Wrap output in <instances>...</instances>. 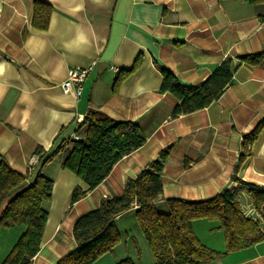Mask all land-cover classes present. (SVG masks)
<instances>
[{"label":"crops","instance_id":"obj_1","mask_svg":"<svg viewBox=\"0 0 264 264\" xmlns=\"http://www.w3.org/2000/svg\"><path fill=\"white\" fill-rule=\"evenodd\" d=\"M51 6L46 30L32 27L33 2ZM264 52V3L240 0H0V159L25 174L30 185L41 173L52 181L42 203L47 219L31 264H56L77 246L72 229L102 199L123 193L159 153L170 148L163 165L162 197L205 201L224 190L233 194L244 216L264 228V214L252 206L249 186L264 188V127L245 148L243 139L264 119V67L240 65L232 83L206 108L172 118L177 100L160 92L170 71L184 86H199L227 57ZM138 67L115 86L120 73ZM79 97L60 83L71 67L88 68ZM109 66L117 67L115 75ZM90 110L118 122L135 123L145 138L124 156L93 190L61 168L63 155L43 165L37 147L53 152L75 135ZM75 188L86 195L69 205ZM19 189L12 191L14 197ZM5 206V204H4ZM3 206V207H4ZM2 207V208H3ZM137 206L118 215L119 242L93 264H155L136 216ZM198 240L224 252L217 221L192 222ZM24 231L0 229V264ZM208 264H264V242Z\"/></svg>","mask_w":264,"mask_h":264},{"label":"trees","instance_id":"obj_2","mask_svg":"<svg viewBox=\"0 0 264 264\" xmlns=\"http://www.w3.org/2000/svg\"><path fill=\"white\" fill-rule=\"evenodd\" d=\"M248 4L264 3V0H240ZM51 6L33 2L32 27L46 30L51 16ZM139 64L120 73L116 85ZM264 67V52L231 57L221 61L211 74L196 87L182 85L167 69L158 67L163 80L160 92H168L177 100L171 117L202 110L217 100L232 83L240 65ZM264 119L246 134V149L258 137ZM75 135L79 139L62 140L48 154L41 147L35 149L43 165L62 154L61 168L70 171L93 190L110 173L112 167L124 156L140 148L145 138L132 122H118L97 110H90L83 121L77 123ZM170 148L162 150L157 159L150 162L136 179L125 182L123 193L110 199H102L99 206L81 215L73 225L72 234L77 246L56 264H93L106 253H111L119 242L115 218L137 206L135 216L154 257L155 264H208L239 250L264 242V228L244 216L233 194L224 190L205 201L167 200L166 210L159 211L157 202L162 197L161 174ZM26 175L12 169L0 159V229L22 225L24 231L1 264H31L40 247L41 234L48 216L42 208L52 196V181L38 173L34 181L25 184ZM249 186V195L255 211L264 214V188ZM19 192L12 198V191ZM86 195L75 188L69 205ZM5 204V206H4ZM4 206V207H3ZM3 207V208H2ZM199 219L217 221L223 231L225 251L218 252L204 246L195 236L192 222ZM117 264H134L124 259Z\"/></svg>","mask_w":264,"mask_h":264},{"label":"built area","instance_id":"obj_3","mask_svg":"<svg viewBox=\"0 0 264 264\" xmlns=\"http://www.w3.org/2000/svg\"><path fill=\"white\" fill-rule=\"evenodd\" d=\"M93 67L90 65L88 68L81 67H71L67 71L66 78L60 83V88L64 93H73L76 97H79L83 90L84 81L89 70ZM109 69L115 74L118 75L120 70L117 67L109 66ZM72 138L79 139L76 135H73Z\"/></svg>","mask_w":264,"mask_h":264}]
</instances>
